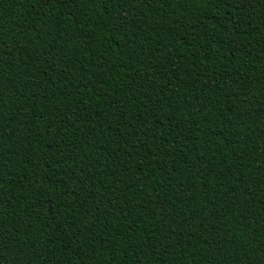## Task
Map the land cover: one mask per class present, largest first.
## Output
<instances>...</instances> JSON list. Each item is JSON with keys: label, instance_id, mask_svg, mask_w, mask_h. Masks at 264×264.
<instances>
[{"label": "trees", "instance_id": "16d2710c", "mask_svg": "<svg viewBox=\"0 0 264 264\" xmlns=\"http://www.w3.org/2000/svg\"><path fill=\"white\" fill-rule=\"evenodd\" d=\"M0 264H264V0H0Z\"/></svg>", "mask_w": 264, "mask_h": 264}]
</instances>
